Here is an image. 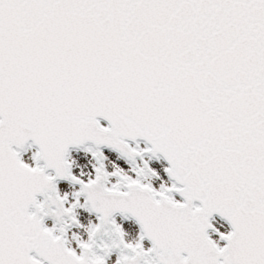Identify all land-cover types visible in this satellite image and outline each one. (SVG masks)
Masks as SVG:
<instances>
[{"label":"snow or ice","instance_id":"obj_1","mask_svg":"<svg viewBox=\"0 0 264 264\" xmlns=\"http://www.w3.org/2000/svg\"><path fill=\"white\" fill-rule=\"evenodd\" d=\"M70 148L90 154L87 176ZM161 157L172 184L157 191L142 181ZM77 208L98 221L73 236L79 254L43 224L79 226ZM116 213L139 225L135 244ZM108 223L133 254L117 264H264V0H0V264H105Z\"/></svg>","mask_w":264,"mask_h":264},{"label":"water","instance_id":"obj_2","mask_svg":"<svg viewBox=\"0 0 264 264\" xmlns=\"http://www.w3.org/2000/svg\"><path fill=\"white\" fill-rule=\"evenodd\" d=\"M102 123H104V124H106V126H107V122L106 121H103V120H101L100 121V124H101V126H102ZM130 143H132L131 141H129V144ZM136 143H144L143 142V140H137L136 141ZM29 144H31V142L29 141ZM133 144V143H132ZM145 144V143H144ZM134 145V144H133ZM135 146V145H134ZM106 150V151H111V150H109V149H107V148H101V150ZM32 150H35V151H37L38 149L33 145L31 148H29V147H27V145L25 146V150L24 151H22L21 152V157H22V155H24V154H26L27 152H32ZM80 150H82V149H75V148H70L69 149V156H70V154H71V152L72 151H80ZM31 152H30V154H31ZM20 157V158H21ZM155 159V158H154ZM161 159L163 160V158L161 157ZM137 160H139V159H137ZM157 160V159H156ZM164 161V160H163ZM165 163H166V161H164ZM41 163V166L43 165V162H40ZM167 164V163H166ZM34 166H35V164H34ZM118 167H121V166H118ZM123 169V168H122ZM124 170V169H123ZM48 174H54V173H51V171H49V173ZM83 179V178H82ZM171 181V180H170ZM172 182V181H171ZM58 183H67L66 181H56V184H58ZM78 186V185H77ZM171 194H173V193H169V195H171ZM174 194H176V193H174ZM177 195V194H176ZM63 196V195H62ZM178 196V195H177ZM179 197V196H178ZM181 199V198H180ZM37 200H38V202H40V201H42L43 200V197H37ZM182 200V199H181ZM194 204L196 205V206H199V204H198V202H194ZM31 211H33L32 209H30V212ZM89 211H90V209H89ZM90 213H91V211H90ZM91 214H93L94 216H95V214L94 213H91ZM117 216H119V217H121V218H123V219H132L131 217H127V218H124V217H122V216H120V214L119 213H116V214H114L113 215V217L111 218V220H114ZM215 217H217L219 220H221V221H223V222H225L226 224H227V222L226 221H224V220H222L219 216H217V215H215L214 214V216H213V219L215 218ZM212 219V220H213ZM133 220V219H132ZM48 221H50V222H52V224L54 225V227H56L57 229H59V228H64V230H65V235L67 236V230L68 229H70L72 226H74L75 224L74 223H72V221L69 219V218H67V217H63L62 219H61V221L59 222V223H55V221L53 220V218H51V217H45L44 218V220H43V224H44V226L46 225V223L48 222ZM138 225V224H137ZM228 225V224H227ZM229 226V225H228ZM138 227H139V225H138ZM229 228H230V226H229ZM231 230V229H230ZM209 232H211V231H209ZM80 238H82V239H85L84 238V236L80 233V232H78V233H76ZM208 235H209V233H208ZM66 236H65V239H66ZM136 240V239H135ZM146 241H148L147 239H145ZM114 242H116V246H114ZM149 243H150V245H151V242L150 241H148ZM224 244H225V242L224 241H222ZM107 243H109L110 244V248H108L107 246H106V244ZM152 246V245H151ZM110 249V252H115L117 255H119L120 257H122V256H125V257H129V259H131V257H132V253H131V251L129 250V249H127V248H124L123 247V245H121V244H119L118 243V241H117V237H116V235L114 234V231H113V228H112V225H111V223H108V224H105L102 228H101V230L99 231V232H97V234H96V236H95V238H94V248H93V251L94 252H96L97 254H104V250L105 249ZM110 254V253H109ZM109 254L105 257V260L106 259H108L109 258ZM144 259H149V258H147V257H145V258H141L139 261H138V264H143V261H144Z\"/></svg>","mask_w":264,"mask_h":264},{"label":"rangeland","instance_id":"obj_3","mask_svg":"<svg viewBox=\"0 0 264 264\" xmlns=\"http://www.w3.org/2000/svg\"><path fill=\"white\" fill-rule=\"evenodd\" d=\"M109 156V157H108ZM108 160L107 163L109 165L110 168L113 167V165L115 164L117 167L121 166L124 170H126V168L124 167V165H122L121 163H119L115 157H112L110 155H108ZM71 161H72V165H73V169H74V174L78 175V170L80 173H83L84 176H87L89 174V172L91 171V161L89 160V158L86 155H82V154H73L71 157ZM79 161H85L86 163L81 164ZM78 169V170H76ZM83 179L86 180V177H81ZM77 217L79 219L80 225H81V229L80 230H75L76 233L80 232L84 238L86 236V232L82 231L84 228L87 229L88 223L93 219L92 216L86 214L83 210L81 209H77ZM121 225L123 226V233L124 236L126 238V240L128 242H133L136 239L137 236V231L135 229V227L132 225V223H121Z\"/></svg>","mask_w":264,"mask_h":264},{"label":"bare ground","instance_id":"obj_4","mask_svg":"<svg viewBox=\"0 0 264 264\" xmlns=\"http://www.w3.org/2000/svg\"><path fill=\"white\" fill-rule=\"evenodd\" d=\"M26 155L27 156L25 157V161L28 162V163H30V162L32 163V160L30 158V155L29 154H26ZM162 168H163L162 166H161V168H159L160 169V172H161ZM159 177H160V179H155L157 185L160 184L161 181H163V179L161 178V175L160 174H159ZM62 186H65V185L59 186V191H60V194L61 195H65V193H64L65 189ZM74 192H75V189H72L71 187H68V190H67L66 195L68 196V199H69L70 202L72 201L73 193ZM216 226H217L218 230H220L222 232H226V229H225L224 226H222V224L218 223V224H216ZM72 244H73V242H72Z\"/></svg>","mask_w":264,"mask_h":264}]
</instances>
